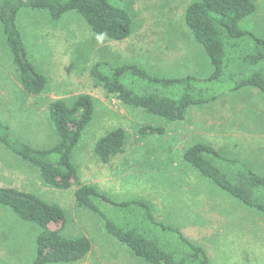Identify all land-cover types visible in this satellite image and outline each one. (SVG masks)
Instances as JSON below:
<instances>
[{
  "label": "rangeland",
  "instance_id": "obj_1",
  "mask_svg": "<svg viewBox=\"0 0 264 264\" xmlns=\"http://www.w3.org/2000/svg\"><path fill=\"white\" fill-rule=\"evenodd\" d=\"M194 1L110 0L134 17L131 35L121 42L98 37L75 12L54 21L45 11L22 9L16 23L27 58L48 85L39 96L24 94L0 25V119L19 140L48 149L57 142L47 117L48 105L90 95L94 116L72 154L81 183L96 186L116 202L151 201L158 221L204 248L211 264H264V215L220 190L182 160L184 150L202 142L264 176V93L254 88L224 91L209 104L188 108L185 120L168 123L124 107L95 85L89 73L93 64L102 61L113 67L140 66L152 77L206 79L208 58L183 20L185 8ZM251 1L255 11L239 28L264 38V0ZM202 84L217 94L223 90ZM145 126L163 128L165 134L141 138L137 131ZM115 128L127 133L125 149L110 163H100L93 153L94 143ZM0 187L58 204L67 214L63 236H86L92 245L77 264H145L106 233L102 220L76 207L75 188L46 187L35 168L2 146ZM37 232L0 206V264H31Z\"/></svg>",
  "mask_w": 264,
  "mask_h": 264
},
{
  "label": "trees",
  "instance_id": "obj_2",
  "mask_svg": "<svg viewBox=\"0 0 264 264\" xmlns=\"http://www.w3.org/2000/svg\"><path fill=\"white\" fill-rule=\"evenodd\" d=\"M25 8L45 11L54 21L75 12L94 34L107 41H124L133 31V14L130 16L110 0H0L2 34L17 81L27 96L43 94L48 80L27 58L16 23L19 11ZM254 11L251 0H197L185 8L184 23L208 58L210 73L206 79L152 77L140 66L113 67L102 61L90 67V76L95 85L124 107L140 109L168 123L185 120L188 108L209 104L224 91L232 93L254 88L264 93V38L239 28V23ZM202 83H212L214 88L223 90L217 94ZM93 116V100L88 94H80L70 103L56 100L47 109V117L57 136L54 146L37 149L26 144L1 119L0 146L35 168L46 187L75 188L76 207L102 220L106 233L145 264H211L204 248L179 229L158 221L151 201L135 198L116 202L96 186L80 182L72 154ZM137 133L144 138L165 134V130L145 126ZM127 139V133L121 128L108 131L94 143V156L100 163H110L123 152ZM182 160L220 190L264 215V176L202 142L184 150ZM0 206L9 209L18 220L37 228L35 257L31 264H77L89 254L92 245L86 236H63L67 214L58 204L16 188L0 187Z\"/></svg>",
  "mask_w": 264,
  "mask_h": 264
},
{
  "label": "crops",
  "instance_id": "obj_3",
  "mask_svg": "<svg viewBox=\"0 0 264 264\" xmlns=\"http://www.w3.org/2000/svg\"><path fill=\"white\" fill-rule=\"evenodd\" d=\"M205 62H207V61H205ZM208 63V62H207ZM198 68V66H195V68H194V70L195 69H197ZM210 70V69H209ZM252 94H253V92H252ZM188 113V112H187ZM214 119H218V118H214ZM213 122V121H212ZM10 188H13V187H10ZM35 240H36V238H35Z\"/></svg>",
  "mask_w": 264,
  "mask_h": 264
}]
</instances>
